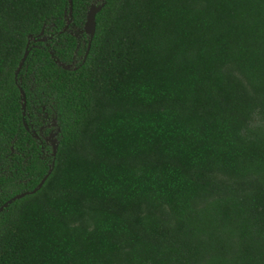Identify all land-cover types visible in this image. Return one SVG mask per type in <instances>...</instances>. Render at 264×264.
I'll return each mask as SVG.
<instances>
[{
    "label": "trees",
    "instance_id": "obj_1",
    "mask_svg": "<svg viewBox=\"0 0 264 264\" xmlns=\"http://www.w3.org/2000/svg\"><path fill=\"white\" fill-rule=\"evenodd\" d=\"M68 18L0 0V264H264V0Z\"/></svg>",
    "mask_w": 264,
    "mask_h": 264
},
{
    "label": "water",
    "instance_id": "obj_2",
    "mask_svg": "<svg viewBox=\"0 0 264 264\" xmlns=\"http://www.w3.org/2000/svg\"><path fill=\"white\" fill-rule=\"evenodd\" d=\"M103 6V3L99 4V5H96V4H91L87 10V14H86V19H85V22L83 24V31L89 36V41H88V44H87V50L85 52V55L87 54L89 48H90V42L94 36V33H95V25H96V21H95V16H96V13L102 8ZM72 7H73V0H68V20H67V23L66 25L63 27L62 30L66 29L67 26H68V23L71 21V17H72ZM43 31L40 32V34H42ZM32 39V36L29 35L28 36V41H27V44H26V48H25V51L19 61V64L15 70V79L17 78V75L28 55V52H29V43H30V40ZM34 41H44L46 40V37L42 36V37H36V38H33ZM19 91H20V98H21V102H22V105H21V108H22V119L24 121V117H25V106H26V97H25V93H24V90L19 87ZM26 129L29 128V126L27 125V123L24 121L23 122ZM57 134V132H56ZM36 136V134H34ZM51 147H52V156L53 158L55 157L56 155V150H57V143H56V140L54 139L51 143ZM54 164V161H52V165L51 167L48 169L47 173L42 177V179L39 181V183L36 185V187H34L32 190L30 191H24V192H21V193H18L14 196H12L10 199L6 200L2 205H0V212L8 205L10 204L12 201L16 200V199H19L23 196H25L27 193H33L35 191H37L44 183V181L46 180V178L48 177V175L50 174L51 170H52V166Z\"/></svg>",
    "mask_w": 264,
    "mask_h": 264
},
{
    "label": "flooded vegetation",
    "instance_id": "obj_3",
    "mask_svg": "<svg viewBox=\"0 0 264 264\" xmlns=\"http://www.w3.org/2000/svg\"><path fill=\"white\" fill-rule=\"evenodd\" d=\"M48 120H50L51 121V119H48ZM48 122L47 124H45L44 126L45 127H48L49 129H50V131H52V129H56L55 128V124L54 123H51V122ZM50 131H49V133H50ZM49 133H48V135L47 136H44L43 134H42V137L50 144L53 140H54V136H52V139H50V138H48V136H49Z\"/></svg>",
    "mask_w": 264,
    "mask_h": 264
},
{
    "label": "rangeland",
    "instance_id": "obj_4",
    "mask_svg": "<svg viewBox=\"0 0 264 264\" xmlns=\"http://www.w3.org/2000/svg\"><path fill=\"white\" fill-rule=\"evenodd\" d=\"M50 122L54 123V119H52ZM54 135H56V131H55V129H52V131H50V133H49L48 138L52 139V136H54Z\"/></svg>",
    "mask_w": 264,
    "mask_h": 264
}]
</instances>
